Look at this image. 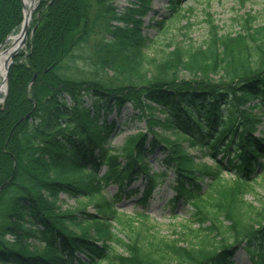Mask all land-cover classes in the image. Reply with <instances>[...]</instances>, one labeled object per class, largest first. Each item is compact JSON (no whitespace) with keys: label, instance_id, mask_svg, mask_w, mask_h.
<instances>
[{"label":"trees","instance_id":"16d2710c","mask_svg":"<svg viewBox=\"0 0 264 264\" xmlns=\"http://www.w3.org/2000/svg\"><path fill=\"white\" fill-rule=\"evenodd\" d=\"M149 2L130 0L119 10L116 0H39L0 105V264H234L240 248L252 264H264V205L244 199L249 181L264 172V131L252 134L264 119V25L248 15L241 32L222 35L209 20L204 46L147 57L139 26ZM179 6L168 0L160 29L180 16ZM23 20L22 0H0V46ZM182 69L195 81H179ZM219 71L225 77L214 82ZM249 101L256 103L240 111ZM127 104L133 118L149 121L150 133L141 132L136 146H115L110 138L126 131L119 117ZM154 126L173 132L171 146H161ZM186 144L214 165L196 164ZM158 149L163 170L152 172L148 157ZM223 170L235 173L236 185L220 180L217 199L201 195L200 182ZM170 174L178 192L173 210L179 200L190 202L200 227L185 225L183 236L197 242L158 238L148 217L139 215L135 228L114 209L138 193L131 186L140 178L145 202ZM62 194L80 206L63 209ZM85 200H96L95 213ZM206 200H214L213 212ZM111 222L130 228L129 242Z\"/></svg>","mask_w":264,"mask_h":264},{"label":"rangeland","instance_id":"374dc122","mask_svg":"<svg viewBox=\"0 0 264 264\" xmlns=\"http://www.w3.org/2000/svg\"><path fill=\"white\" fill-rule=\"evenodd\" d=\"M130 0H116V6L119 10L124 9L129 5ZM150 5L147 12L142 16V25L139 26V31L143 38L147 40L146 45L142 47L143 52L147 57L162 58L168 53L174 51L176 46L188 48L191 45L200 47L204 46L209 40L211 35V24L209 20L213 21L216 27H219L220 33L222 35L233 33L236 34L242 31V24L244 19L248 15L256 17L257 25H264V0H245L244 4L240 0H178L179 1V11L180 16L171 20H168V24L165 25L166 30L159 28V22L165 21L168 17V0H149ZM32 23V20H31ZM30 23V25H31ZM190 26V27H189ZM189 27V28H188ZM19 32V31H18ZM16 32V33H18ZM14 33V34H16ZM30 38V37H29ZM27 37L26 46L21 50L26 52L27 43L29 41ZM8 43V40L4 45ZM3 45V46H4ZM2 46V47H3ZM94 42L91 41L86 48L88 55L93 52ZM20 51V52H21ZM258 62V58L254 57L253 66ZM112 72L108 75L104 74L105 79L112 78ZM193 74H190L187 70H181L179 72V81H195L193 79ZM225 74L221 71L219 73L211 74V78L214 82L220 83L223 80ZM226 80V79H225ZM227 81V80H226ZM8 87V79H7ZM8 94V90H7ZM4 95H1V99ZM255 101H249L246 105L239 108L243 111L249 105L255 104ZM3 105V102L0 103ZM136 111L132 108L130 104H127L121 111L119 119L122 122L121 127L126 130V133L117 137L113 141V145L124 146L133 145L136 146L138 143L139 136L142 133H150L149 131V121H140L137 118H133V114ZM161 120L165 119L164 115H157ZM116 117V115H112ZM264 131V119L258 125L253 136L261 137ZM151 132L159 137L162 147L164 145L171 146L174 141L173 132L169 129L163 130L158 126H154ZM152 134H150V138ZM112 138V137H111ZM110 138V141H111ZM190 156L194 157L195 163L198 165L208 164L210 166L214 165L213 160L205 155L203 151L199 149L191 148L188 144L185 145ZM221 155L219 156V158ZM163 159L162 152L160 149L156 150L154 154L148 157V167L150 171H161L163 170L161 160ZM264 163V160H262ZM104 172V168L101 169L100 174ZM174 175L170 174L166 182L161 185L156 192H153L149 197V200L142 202V193L144 191L145 180L140 178L136 181L131 189L138 190L136 195L130 197H123L122 200L115 204V211L121 215L129 216L133 219V227L140 228L142 219L139 215H144L148 217V225H154L155 229L152 234L156 237H165L166 239L172 240L177 237H181L185 240L186 244L191 242H197L198 238L195 236L185 237L183 231L185 225L193 228L199 229V224L197 222V217L195 216V211L191 206L190 202L179 200L175 205V210H173V205L171 202L178 195L177 191H173L171 187H174ZM220 180L228 185L235 186L236 175L234 172L223 170L216 179L204 178L202 180V194L212 193L214 199L219 196L217 192H213L214 189L219 188L215 186ZM248 192L245 193V201L251 203L256 208H262L264 205V172L261 176H256L249 181ZM110 195H114L117 192L116 186H110L107 189ZM61 207L63 209L74 210L80 206L79 201H75L66 195H61ZM96 201V200H95ZM95 201L90 202L85 200L84 203L87 205V211L90 213H95ZM198 201V199L196 200ZM207 201V200H206ZM214 200H208L205 204V210L208 212H213L214 208L212 206ZM113 225V232L125 242H129L133 234L130 228L126 225L116 224L111 222ZM210 223L205 224L206 227ZM207 234V232H206ZM121 253L124 249L122 247H116ZM45 252V250H41ZM234 264H252L247 256L244 249L240 248L234 257Z\"/></svg>","mask_w":264,"mask_h":264},{"label":"bare ground","instance_id":"6f19581e","mask_svg":"<svg viewBox=\"0 0 264 264\" xmlns=\"http://www.w3.org/2000/svg\"><path fill=\"white\" fill-rule=\"evenodd\" d=\"M37 3L38 0H24V15L29 19L28 28L32 20V13L36 8ZM23 35L24 32H22V29L18 33L12 34L8 39V43L0 49V102L1 95L5 92L6 65L10 60L11 55L19 53L26 46V44H23Z\"/></svg>","mask_w":264,"mask_h":264},{"label":"water","instance_id":"95a60500","mask_svg":"<svg viewBox=\"0 0 264 264\" xmlns=\"http://www.w3.org/2000/svg\"><path fill=\"white\" fill-rule=\"evenodd\" d=\"M39 1V0H38ZM23 4H24V0H23ZM25 8V6H24ZM28 23H29V19L26 18V16L24 15V21L22 23V26H21V29H22V32H24V35H23V41L25 44L26 42V39H27V35H28ZM1 48V47H0ZM17 53H14L13 55H11L10 57V60L8 61L7 65H6V75H5V92H4V97L3 99L1 100V102H4L5 99H6V96H7V90H8V87H7V79H8V75H9V71H10V67L12 65V60L14 58V56L16 55ZM0 102V103H1Z\"/></svg>","mask_w":264,"mask_h":264}]
</instances>
